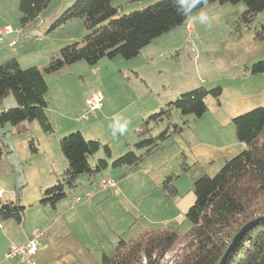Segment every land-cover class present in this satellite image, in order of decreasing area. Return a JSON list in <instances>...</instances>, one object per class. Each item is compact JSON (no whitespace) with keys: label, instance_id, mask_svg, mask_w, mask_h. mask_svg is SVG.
I'll list each match as a JSON object with an SVG mask.
<instances>
[{"label":"trees","instance_id":"obj_1","mask_svg":"<svg viewBox=\"0 0 264 264\" xmlns=\"http://www.w3.org/2000/svg\"><path fill=\"white\" fill-rule=\"evenodd\" d=\"M52 0H19L20 23L25 26L35 21L49 7ZM244 4L245 12L239 17L236 32L242 27L250 30L264 13V0H207V7ZM199 9L192 13L194 16ZM120 14L113 0H77L52 25L53 32L74 19H80L88 31L82 42L70 44L50 56L43 68L24 69L16 59L0 64V104L13 95L17 106L0 113V128L10 124L19 127L25 122H38L46 135L55 132L48 115L50 91L46 76L61 72L79 62L96 66L105 58L122 57L133 60L155 40L186 25L191 17L178 15L173 0H159L153 5L128 15ZM255 40L264 43V22L255 29ZM251 76L264 75V60L246 67ZM223 94L220 86L199 87L183 93L159 112L143 120L135 131V150H128L111 162L109 144L100 140H86L80 131L60 140V149L68 167L58 184L42 192L39 206L55 209L78 188L84 175L95 178L108 169L128 172L138 167L145 158L166 148L176 135L182 136L185 125L174 122V115L193 116L200 120L208 112L207 99L219 102ZM164 130L157 136L153 130ZM237 139L245 145L244 151L227 161L219 174L203 176L193 184L195 201L187 210L185 219L192 224L186 234L171 228L154 229L125 240L122 236L111 254H104L100 264H219L233 238L250 222L264 218V107L255 108L231 120ZM32 154L39 149L30 141ZM103 152L105 157L95 165L90 158ZM4 152L0 145V158ZM185 160V155L183 154ZM183 173L189 172L185 162ZM175 175L168 176L161 189L169 198L179 197ZM25 206L19 200H0V220H15L22 224ZM173 255L171 261L167 257ZM225 264H264V222L250 228L237 244Z\"/></svg>","mask_w":264,"mask_h":264},{"label":"rangeland","instance_id":"obj_2","mask_svg":"<svg viewBox=\"0 0 264 264\" xmlns=\"http://www.w3.org/2000/svg\"><path fill=\"white\" fill-rule=\"evenodd\" d=\"M76 1L52 0L40 17L23 26L20 23L16 1L0 0V26L9 25L14 31L18 28L24 32L23 35L27 36V39L22 40L15 48L19 56L16 58L21 60L24 69L43 68L48 64L53 53L75 42H82L88 31L80 19H74L57 30L49 32L63 12ZM157 1L159 0H113V5L120 8L119 16H122L143 10ZM228 7L234 9L235 12L223 14L226 11H221L220 16L217 15L219 12L212 10L213 8H207L205 11L208 13L210 26L190 18L186 25L174 30L173 34L163 36L164 38L144 49L142 54L133 60L128 61L120 56L112 60L105 58L96 66L79 62L64 68L59 73L46 76L50 87L46 99L51 104V111L48 115L55 132L46 135L38 122H25L19 127L7 124L0 128V145L4 155L9 156V158L6 156L0 158V179L3 178V174L17 179L20 182L18 193L21 192V182L31 180L33 169L43 159V154L40 158L32 154L31 140L39 150L42 148L45 151L47 144L42 141V137H48L52 150L64 157L59 139L80 131L88 141L101 139L102 143L109 144L112 150L111 162H113L129 149L135 150L134 146L138 142L135 131L144 119L159 112L168 103L176 101L183 93L199 87L220 86L224 90L225 99H229L232 84L235 83L234 79L238 78L239 84L243 83L246 67L264 60V43L255 40V29H259L264 22V13L258 17L250 30L242 27L240 35L235 29L242 15L240 9H246V6L239 4L237 6L228 5ZM197 15L198 13L194 16ZM192 21L195 22L192 23ZM188 25L194 28V34L188 33ZM189 40H191L190 43ZM202 80H205V85L200 84ZM94 94L101 97L103 110L89 112L86 100ZM213 101L210 97L206 102L209 104ZM16 106L14 96L10 95L0 104V113L1 110L12 109ZM174 116L175 123L183 125L186 122L185 132L182 136L176 135L167 142L165 150L145 158L138 167L128 172L126 177L124 169H108L96 175V179L84 175L78 180V188L68 191L67 198L74 195L84 197L88 188H95L96 182L104 177L114 178L117 184L124 182L123 191L125 193L121 198L114 195V208L125 209L134 216L136 222L132 228L127 227L128 229L122 235L123 239L129 240L139 233L154 229L171 228L182 234L189 232L192 224L185 217L177 219L174 217L175 213H182V210L187 208L192 198L195 201L192 191L193 184L201 178L196 176H199L198 174H201L203 170L199 167L191 174L190 170L189 173H183L182 164L183 162L188 163L183 159V151H180L177 159L173 156L179 148L188 146L187 140L194 142L192 140L195 139L191 130L195 125L194 117H183L180 114ZM126 120L130 121L128 131L121 135L118 126ZM164 128V125L155 128L153 135H159ZM113 133H115L114 136ZM104 157L101 151L90 158V163L95 165L99 159ZM190 162L187 164L189 167H191ZM151 167H161V169H157L153 174L145 171ZM169 168L172 170L168 171ZM219 172L217 171L212 178L216 177ZM168 173L167 176L178 177L175 185L180 188V198H169L161 189L162 183L159 182L163 181L165 174ZM189 177L198 179H193L191 183L192 181L188 180ZM88 179L92 181V184L89 181L86 182ZM149 179L157 186L153 187L148 197L146 196L147 200H141L139 196L141 184L148 182ZM23 185L24 188H29L28 194L34 191L30 188L32 183L30 187L26 186V183ZM165 201L173 206L164 207V212L158 215L157 210L163 206L162 203ZM138 208L144 210L145 216L139 213ZM106 210L104 207L101 209L102 212ZM114 215H116L115 211ZM156 217H159V220L165 218L169 221L156 223L153 221ZM112 250L111 248L110 251ZM172 257L173 255L167 257V261H171Z\"/></svg>","mask_w":264,"mask_h":264},{"label":"crops","instance_id":"obj_3","mask_svg":"<svg viewBox=\"0 0 264 264\" xmlns=\"http://www.w3.org/2000/svg\"><path fill=\"white\" fill-rule=\"evenodd\" d=\"M14 1L17 4L19 2V0ZM210 8L219 12L218 16L221 15V11H226L223 14L235 12L228 5ZM245 10L240 9L242 11L241 14ZM6 26L9 25L0 26V29ZM191 28L194 34L195 30L193 27ZM15 31H21V37L17 46H11V43L17 38L15 34L6 36L4 41L0 42V64L12 59L18 60L21 64V60L16 58L19 56H17L18 52L15 51V48L19 46L22 40H26L27 36L23 35L24 32L18 28ZM172 32L171 34H173ZM190 42L191 40H189ZM234 80L235 83L232 84L233 88H231V97L226 100L223 90L219 102L213 99L212 103H207L208 112L203 118L195 121V125L191 129L193 135H195V139L192 140L194 142L187 140L188 146L185 145L179 148L173 155L177 159L180 156V151H183L185 160L188 163L191 161L190 174L201 167L203 171L201 174H198L199 176H196L198 178L203 176L213 177L217 171L223 168L227 161L244 151L245 145L238 141L236 129L231 125V120L255 108L264 107V75L251 76L245 72L243 83L239 84L238 78ZM200 84L205 85V80H202ZM101 110H103V107ZM3 111L5 110H1V112ZM50 111L51 104L49 102L48 112ZM88 111L90 112L89 109ZM42 138V141L47 144L45 151L41 148L35 155L40 158V155L43 154V159H41L42 161L38 159L40 162L33 169V173H31L30 183L27 180L21 182L20 193H18L20 182L17 179L5 176V174L0 179V200L10 202L17 199L26 208L22 224H18L12 219L7 221L0 220V264H22L19 262H7L5 255L12 245H25L31 234L37 229L43 230L45 237L39 247L38 254L34 257L36 264H100L104 254H111L114 251L120 237L128 229L127 227L132 228L136 223L134 216L129 214L125 209L114 208V195L121 198L125 194L123 191L124 182L117 184L114 190H102L99 188V184L110 178L104 177L99 182H96L94 189L88 188L84 197L74 195L66 198L59 202L55 209L40 207L39 201L42 192L56 184L68 167L66 159L61 157L57 151L52 150L48 137ZM6 157L9 158L8 155ZM27 158H29L28 155ZM157 169H161V167H151L145 171L153 174ZM171 170L169 168L168 171ZM165 175L164 180L168 177L169 173ZM198 178L189 177L188 180L193 183V179ZM88 181L92 184L91 180L88 179L86 182L88 183ZM163 181L161 180L159 183L161 184ZM25 183L29 187L32 183L30 187L34 189L32 193L28 194L29 188H24L23 184ZM155 186L157 184H152L150 179L148 182H143L140 187V199L147 200L146 196L148 197ZM177 189L180 196V188L177 187ZM76 198H81V201L74 203ZM193 203L194 198L188 202L187 208L182 210V213H175L174 219L185 217L188 207L193 205ZM162 205L157 210L158 215L164 212V207L171 208L173 206L169 205L166 201ZM102 207L107 210L102 212ZM138 210L139 213L145 216L144 210H140L139 208ZM114 211L116 215H114ZM153 221L162 223V221L166 222L169 220L165 218L159 220V217H156ZM166 223H164V226ZM86 228L88 229L87 234ZM111 248L113 249L112 251H110Z\"/></svg>","mask_w":264,"mask_h":264},{"label":"built area","instance_id":"obj_4","mask_svg":"<svg viewBox=\"0 0 264 264\" xmlns=\"http://www.w3.org/2000/svg\"><path fill=\"white\" fill-rule=\"evenodd\" d=\"M188 33L192 34L191 26H187ZM17 35V38L11 43V46H17L21 37V31H14L10 26L0 29V42H3L8 35ZM86 105L90 112H96L102 109L101 97L94 95L86 101ZM117 183L113 179H108L99 184L102 190H114ZM81 198H76L74 203H79ZM45 237V232L41 229L35 230L25 245H12L5 255L7 262H19L22 264H36L34 257L38 254L39 247Z\"/></svg>","mask_w":264,"mask_h":264},{"label":"clouds","instance_id":"obj_5","mask_svg":"<svg viewBox=\"0 0 264 264\" xmlns=\"http://www.w3.org/2000/svg\"><path fill=\"white\" fill-rule=\"evenodd\" d=\"M178 15L191 17L193 20H198L201 24H209L208 13L204 10L207 7V0H173ZM199 9L197 16H192V13ZM130 121H125L118 126V131L121 135L128 131ZM115 133H113V136Z\"/></svg>","mask_w":264,"mask_h":264},{"label":"water","instance_id":"obj_6","mask_svg":"<svg viewBox=\"0 0 264 264\" xmlns=\"http://www.w3.org/2000/svg\"><path fill=\"white\" fill-rule=\"evenodd\" d=\"M264 222V218H259L256 219L252 222H250L248 225H246L244 228L241 229V231L233 238L231 244L229 245L228 249L226 250L224 256L222 257L221 261L219 264H225L227 262V260L229 259L231 253L233 252V250L235 249V247L237 246V244L240 242V240L242 239V237L244 236V234L253 226Z\"/></svg>","mask_w":264,"mask_h":264}]
</instances>
